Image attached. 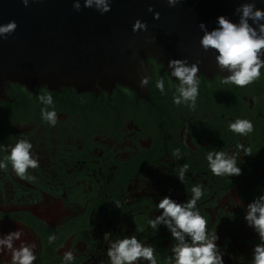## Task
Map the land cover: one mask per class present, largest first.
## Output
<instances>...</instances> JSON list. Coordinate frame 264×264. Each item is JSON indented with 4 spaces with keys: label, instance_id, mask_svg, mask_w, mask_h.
<instances>
[{
    "label": "flooded vegetation",
    "instance_id": "1",
    "mask_svg": "<svg viewBox=\"0 0 264 264\" xmlns=\"http://www.w3.org/2000/svg\"><path fill=\"white\" fill-rule=\"evenodd\" d=\"M147 60L152 66L144 93L121 83L91 90L18 82L6 87L0 158L6 146L26 139L39 167L26 178L10 164L0 170V233L19 228L22 240L35 242L33 264H62L67 250L74 253L72 264H109V239L133 235L154 248L158 264H167L171 233L163 224L152 229L148 221L162 211L156 210L161 198L183 202L196 184L204 193L197 207L207 228L218 233L225 264H250L259 240L244 216L246 205L264 192V68L245 87L221 83L218 73L200 74L199 95L190 107L173 104L179 81L156 58ZM158 77L164 93L155 87ZM47 93L57 112L54 126L41 118L42 108L52 110L38 100ZM236 118L252 121L253 131L230 132L228 123ZM237 144L252 154L244 156ZM209 151L235 153L241 174L214 176L207 167ZM185 163L182 183L176 174ZM9 259L0 256L5 264Z\"/></svg>",
    "mask_w": 264,
    "mask_h": 264
},
{
    "label": "water",
    "instance_id": "2",
    "mask_svg": "<svg viewBox=\"0 0 264 264\" xmlns=\"http://www.w3.org/2000/svg\"><path fill=\"white\" fill-rule=\"evenodd\" d=\"M245 2L252 0H179L175 6L167 0H111V10L101 14L83 6L75 10L73 0H29L28 6L0 0V24H18L7 40L0 38V98L11 82L78 90L121 83L144 93L148 85L142 88L140 79L151 74L149 57L166 69L170 59L187 58L198 63L197 76H227L215 50L201 47L199 24L212 30L221 15L238 20L235 9ZM137 19L147 23L146 31L132 30Z\"/></svg>",
    "mask_w": 264,
    "mask_h": 264
},
{
    "label": "clouds",
    "instance_id": "3",
    "mask_svg": "<svg viewBox=\"0 0 264 264\" xmlns=\"http://www.w3.org/2000/svg\"><path fill=\"white\" fill-rule=\"evenodd\" d=\"M28 6L29 0H22ZM169 6H175L179 0H167ZM264 2V0H261ZM95 8L101 14L111 10V0H73V8L77 11L81 8ZM149 12L153 7L149 5ZM235 13L239 14L238 20L221 15L216 20V27L207 30L204 22L199 27L203 32L200 38L201 47L207 51L215 50L216 62L220 69H226L229 75L224 76L221 83L234 84L245 87L253 81L261 78V69L264 68V7H257L255 0L238 5ZM160 13L154 12V18L159 19ZM251 21V23L249 22ZM18 24L15 20L0 24V38L7 40L15 32ZM134 32L147 30V23L137 19L132 25ZM170 76L176 78L179 83L173 94V104H187L194 107L199 95L200 71L198 63H188L187 58L170 59L167 63ZM149 79L142 76L140 86H147ZM155 87L165 92L163 78H157ZM38 100L48 108L41 109V118L50 125L57 123V112L54 108V100L51 93L41 94ZM228 130L241 136H247L253 131L252 121L244 118H236L228 123ZM33 145L29 140L20 139L14 145L4 148L5 155L0 158V170H6L11 165L12 171L20 178H26L28 170L39 167V160L31 152ZM236 148L242 150L244 156L251 155V149L243 144H237ZM180 150L176 149L173 156L180 158ZM207 167L214 176L239 175L242 172L237 163L235 153L229 155L224 151H209L206 155ZM189 165L183 164L176 174L184 183L185 174ZM202 186L193 185L191 197L183 202L164 196L156 203L159 215L148 221L149 226L158 230L160 225H165L171 233L174 243L171 247V255L167 264H225L224 254L217 244L219 239L216 231L207 228V220L200 214L197 202L203 196ZM118 206V205H117ZM245 221L258 234L259 243L255 244L250 264H264V192L256 196L245 208ZM19 223V222H18ZM21 229L0 233V256L7 254L10 259L6 264H33L37 259L35 254V242L22 240ZM107 238V234H106ZM51 244L56 239V234L48 236ZM19 241V244H17ZM154 248L138 240L136 236L109 239L106 255L109 264H158ZM75 256L72 250H67L62 255V264H72ZM242 259V258H241ZM0 264H5L0 260Z\"/></svg>",
    "mask_w": 264,
    "mask_h": 264
}]
</instances>
